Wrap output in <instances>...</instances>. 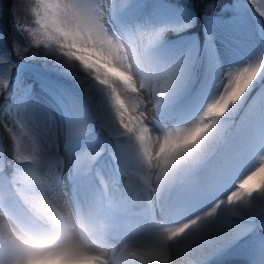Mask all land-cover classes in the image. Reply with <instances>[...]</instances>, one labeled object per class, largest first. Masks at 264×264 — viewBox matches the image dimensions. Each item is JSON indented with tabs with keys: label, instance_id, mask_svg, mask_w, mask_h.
Listing matches in <instances>:
<instances>
[{
	"label": "snow or ice",
	"instance_id": "snow-or-ice-1",
	"mask_svg": "<svg viewBox=\"0 0 264 264\" xmlns=\"http://www.w3.org/2000/svg\"><path fill=\"white\" fill-rule=\"evenodd\" d=\"M185 13L17 0L0 44V264H216L248 238L260 257L237 264H264V181L248 185L264 172V51L224 70L211 27L205 49L179 51Z\"/></svg>",
	"mask_w": 264,
	"mask_h": 264
},
{
	"label": "rangeland",
	"instance_id": "rangeland-1",
	"mask_svg": "<svg viewBox=\"0 0 264 264\" xmlns=\"http://www.w3.org/2000/svg\"><path fill=\"white\" fill-rule=\"evenodd\" d=\"M264 0H257V7ZM234 5V9L230 12H221L220 15L214 16L215 19L210 23L208 18L205 19L203 27L204 38L201 40L196 33H182L183 39H170L171 43L179 51H187L189 49L201 50L205 49V35L209 28L216 33L215 51L220 53V64L224 70L238 64H244L254 59L261 51H264V17L256 11L251 0H232L230 3ZM224 8V6H223ZM222 8V9H223ZM161 15H169L167 10H162ZM182 19L191 20L194 25V14L185 13ZM174 35V33H172ZM207 76L206 80L210 85L218 75L217 65L215 62L214 52H210L207 58ZM264 86V80L260 81L258 88ZM197 101H193L190 106H194ZM56 118L57 125L61 124L62 116L55 104L50 109ZM56 135H59L60 128L53 129ZM1 144V142H0ZM0 161H3V149L0 147ZM260 157H257V166H259ZM2 167V164H0ZM264 181V172L259 173L248 181V185H257ZM249 239V244L243 248L230 250L229 253L217 258L216 264H237L246 255L260 257V249L257 242Z\"/></svg>",
	"mask_w": 264,
	"mask_h": 264
},
{
	"label": "trees",
	"instance_id": "trees-1",
	"mask_svg": "<svg viewBox=\"0 0 264 264\" xmlns=\"http://www.w3.org/2000/svg\"><path fill=\"white\" fill-rule=\"evenodd\" d=\"M30 3H35V0H29ZM215 3V13L214 16L220 15L222 12L223 6L227 3L230 4L232 0H190V7L193 9L194 13V25L187 29L186 33H196L199 38L202 40L203 27L205 25V15L208 6L212 3ZM17 4V0H0V44L5 41L8 42L9 50L11 44V38L14 32V8ZM169 38L177 39L176 34H169ZM170 40V42H171ZM9 137L6 133L2 124H0V142L1 144L6 145L8 143ZM3 149V159L5 155V150Z\"/></svg>",
	"mask_w": 264,
	"mask_h": 264
},
{
	"label": "clouds",
	"instance_id": "clouds-1",
	"mask_svg": "<svg viewBox=\"0 0 264 264\" xmlns=\"http://www.w3.org/2000/svg\"><path fill=\"white\" fill-rule=\"evenodd\" d=\"M37 264H47V261L41 260V261H38Z\"/></svg>",
	"mask_w": 264,
	"mask_h": 264
}]
</instances>
